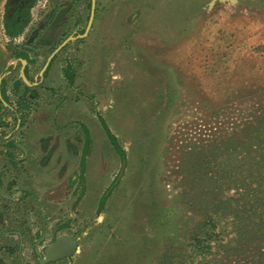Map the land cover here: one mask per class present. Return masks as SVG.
<instances>
[{"label":"rangeland","instance_id":"374dc122","mask_svg":"<svg viewBox=\"0 0 264 264\" xmlns=\"http://www.w3.org/2000/svg\"><path fill=\"white\" fill-rule=\"evenodd\" d=\"M208 1L96 0L90 29L77 38L86 30L90 0H34L21 34L10 39L3 29L7 0H0L2 214L10 209L15 230L30 226L33 240L43 221L51 231L64 224L58 234L73 237L76 251L50 264L173 263L187 252L194 226L208 224L207 217L216 229L224 225L219 206L234 205L237 194L236 183L224 186L225 177L235 173L239 180L240 172L251 171L255 193H264V0L217 2L210 8ZM60 8L67 9L63 21L43 42L41 26L51 9ZM68 37L73 40L41 77L50 54ZM20 53L28 57L36 84L30 96L20 87L10 91ZM12 64L15 70L8 74ZM65 65L71 67V83L66 76L55 77L54 85L47 81L51 67ZM6 88L12 101L3 104ZM18 98L28 108L12 116L9 107L18 108ZM99 117L125 160L113 150ZM11 140L32 149V160L51 159L49 167L57 170L55 191L49 193L57 209L47 204L44 218L24 215L33 200L23 212L24 190H46L34 162L25 165L24 175L16 168L11 195L3 152ZM30 168L34 174L26 173ZM78 172L79 188L71 186ZM5 246L0 236V264H19L7 258ZM258 246L264 248V240ZM25 264H38V258L28 255Z\"/></svg>","mask_w":264,"mask_h":264},{"label":"trees","instance_id":"16d2710c","mask_svg":"<svg viewBox=\"0 0 264 264\" xmlns=\"http://www.w3.org/2000/svg\"><path fill=\"white\" fill-rule=\"evenodd\" d=\"M16 17L13 14L11 18L8 15L3 18L4 34L10 39L21 34L24 18L28 21L29 13L27 12L24 18ZM18 57L28 60L25 54L20 53ZM26 109L27 104L19 101L16 113ZM98 119L113 150L121 160H125V152L117 138L103 119L100 117ZM85 134L87 145L89 138L86 130ZM80 166L82 170L83 161ZM240 174L239 180L235 173L224 178L227 181L224 180L226 188L236 183L234 191L237 193L234 205L225 202L224 207L219 206L224 225L216 229L212 218L207 217L208 224L194 226L189 232L187 252H180L175 256V261L169 264H264V248L258 246V241L264 240V193H255V187L250 181L251 171ZM261 185H264V182ZM104 201L105 198L99 202L98 212L102 210ZM226 219H231V222L225 223Z\"/></svg>","mask_w":264,"mask_h":264},{"label":"flooded vegetation","instance_id":"af4514ba","mask_svg":"<svg viewBox=\"0 0 264 264\" xmlns=\"http://www.w3.org/2000/svg\"><path fill=\"white\" fill-rule=\"evenodd\" d=\"M33 2H34V0H7L5 10H4V16L8 15L9 18H11V15L15 14L17 16L16 18H18V19H20L22 17L24 18L26 16L27 12L29 13V8ZM66 10L65 9L63 10L62 8H60V11H56V10L54 11L51 9V11L47 14V16L44 20V24L41 26V28L46 27L45 28V36H44V38H46V39H43V42L49 41V38L52 36L54 31L57 29L58 25H60V23L63 21V17H64ZM26 22L27 21H25V18H24L23 24H25ZM66 68L68 69L66 72L72 73L70 66L67 65ZM27 108H28V105H27ZM9 109H10L9 112L12 114V116H17V113H16L17 108H13V106H11ZM19 112H21V111H19ZM86 132H87V130H86ZM87 134H88V132H87ZM21 148H23L26 153H24ZM65 150L67 151V149H65ZM14 151H19L20 156H16ZM3 152H4L5 157L7 158L4 161L9 163V169L7 168L8 172L13 174L14 172L17 171L16 168H18V169H20L18 172L20 174H24V171H22V169L24 170L26 161H28V159L31 155L30 149L22 143H15V142H13V140H11L6 144ZM40 161H42V163H40V164L43 166L41 176H43V179L45 181L44 187H47L48 184H50V186H52V177L56 175L57 170H54L52 165L50 166L52 169L49 167L48 163L51 162V159H49L47 162L46 161L44 162L43 159H41ZM81 161H82V159H81ZM81 161H80V164H81ZM21 167H23V168H21ZM80 168H81V166H80ZM33 171L34 170H32L30 168L28 171L26 170V173L30 174ZM60 173H61V171H60ZM16 178H18L17 175H15V174L11 175V184L8 185L9 187H12V185L16 183L15 182ZM80 182L82 183V177L79 176V172H78L75 177L73 176L71 178V186H74V184H76L79 188ZM29 194L35 195V193L31 192L30 190H24L22 193V196L25 197ZM32 198H33V196H32ZM34 200H35V202L38 201L37 199H34ZM79 200H80V196L78 193V196H77L76 200H74L73 205L75 206L76 203L78 204ZM3 201L0 199V220H1L0 223H2L5 228H7V231L0 232V236L3 237L5 240L6 246L4 248V252H5V255L7 256V258H9L10 260H11L12 256L16 254V259H18L19 264H24L26 262L23 259V251H24L23 236H24V240L26 243V258L28 255L34 256V257L38 258V262H39V260L43 258L45 248L48 245H50L52 242H54V240L56 238H58L59 236L66 235V234H62V233L58 234L61 230L64 229V227H63L64 224L55 225V229L52 231L49 230V232H48L49 235H47V237L45 236V230H44L45 227L43 225H41V228H40L41 233L36 232L34 235L35 236L39 235V236L37 237V240H33V239L28 237V234L32 235V230H31L30 226H27V230H25V231L24 230L23 231L22 230H16L18 232H21V235L20 236L18 235V237L16 239V241L18 243L16 242V244H14L13 241H11V226H13V225H11V217L8 215V211H11V210L10 209L7 210L6 216L5 215L3 216L2 210L4 209L5 204H6V203H2ZM10 206H11V204H10ZM9 217H10V221H8ZM19 228H21V227H19ZM28 231H30V232L28 233ZM67 236H69V235H67ZM69 237H71V236H69ZM71 238L73 240H75L73 237H71ZM47 240H49V243L42 246L41 250H38L39 246ZM31 243H34V244L32 247V251L28 254L27 250H28ZM11 252L13 253L12 256H11ZM12 259L14 260L15 258L13 257ZM59 261H61V260H59ZM56 262H58V261H56ZM51 263H55V262H51ZM48 264H50V263H48Z\"/></svg>","mask_w":264,"mask_h":264},{"label":"crops","instance_id":"0c3cea01","mask_svg":"<svg viewBox=\"0 0 264 264\" xmlns=\"http://www.w3.org/2000/svg\"><path fill=\"white\" fill-rule=\"evenodd\" d=\"M213 0H209L208 1V3H207V6H208V8H210V7H212L213 5H215L217 2H215L213 5H209L211 2H212ZM234 1V0H233ZM224 2H227V3H230V2H228V1H224ZM173 38H175V35H173ZM20 61V63H19V65H20V68H19V74H18V77H16V78H14V79H12L11 78V85H10V91L12 92V94H15V92H17L18 91V88L20 87L21 89H23V94L24 95H32V92H31V90L33 91V87L36 85V84H33L32 83V80H31V78H30V76H29V71L30 70H28V68H29V64H28V66L26 65L28 62L26 61L25 63H23L22 61H21V59H19ZM15 64H12V66L9 68V71H8V74H12L13 72H14V70H15ZM28 68H27V67ZM66 66L67 65H65L64 66V68L61 70V68L59 69L57 66H53V67H51V69L49 70L50 72H49V80L47 79V81L49 82V81H51L52 82V85H54V82L53 81H55V80H57L55 77H59L60 79H63V77L62 76H66L65 78L67 79V81L69 82V83H71L72 81H70V79L72 78V73L71 74H69V73H66V70H67V68H66ZM47 71V70H46ZM41 72V71H40ZM46 74H47V72H45L44 73V76L43 77H45L46 76ZM67 74H69V75H67ZM3 80V79H2ZM2 80H1V82H2ZM42 81V78L40 79V81H39V83ZM1 84V83H0ZM3 84H4V81L2 82V86H3ZM8 86V85H7ZM4 87V86H3ZM2 87V88H3ZM24 87V88H23ZM11 96L8 94V92H7V88H6V91H4V90H2V95H1V98H2V100L4 101V102H8V103H10L11 101H12V99L10 98ZM32 98H34V97H32ZM20 98H18V102L19 101H21V100H19ZM28 105V104H27ZM10 108V107H9ZM30 149V148H29ZM42 149V147H36V150H41ZM44 149V148H43ZM12 151V150H11ZM30 151L32 152L33 150L32 149H30ZM32 154V153H31ZM40 155V154H39ZM41 159H38V160H32V159H30V157H29V159H28V161H26V164L25 165H27V164H29V163H33L34 164V168H35V172L34 173H36L37 175H42V165L40 164V163H42V161H40ZM33 172H32V174H34ZM11 175H12V173H11ZM24 175V174H23ZM52 183H54V181H52ZM18 183H15V184H13L12 185V187H11V195L13 194V189H15L16 188V185H17ZM26 185V184H25ZM23 189H25V187L23 188ZM34 189H36V188H34ZM41 189V188H40ZM45 191H42V192H40V193H36L35 192V195H32V194H29V195H27V196H25L23 199H25V202H24V204L22 205L23 206V212L26 210V208H25V203H26V201L28 202V201H32L33 200V202H32V204L31 205H29V209H27L28 210V212L26 213V214H24L26 217L28 216V213L29 214H33L34 215V213L35 214H37L38 216H41V218H44L45 217V215H48L49 214V212H47L46 211V209H47V204H50L51 205V207H53L54 208V210H56L57 209V206L54 204V203H56V202H54L53 201V197H50L49 196V193L51 194V193H53L54 191H55V189H54V187L53 186H50V184H48L47 185V187H45ZM26 190H31V189H26ZM46 193V194H45ZM31 196V197H30ZM32 196H33V198H32ZM10 196H7V198H9ZM12 197V196H11ZM52 199L51 201H49V199ZM34 199H37L38 201L37 202H35V200ZM3 201V200H2ZM2 203H5L4 201L2 202ZM10 204H11V200L7 203V205L8 206H10ZM40 218V217H39ZM24 223H26V222H24ZM23 223V224H24ZM16 224V222H15V220H14V218L11 216V225H13V226H11V241H13V243L14 244H16V239H17V237H18V235L20 236L21 235V232H18V231H16L15 230V227H14V225ZM48 224L49 223H46V221L44 222H42V224L41 225H43L45 228H44V230H45V236L47 237V235H49V230H51V229H49V227H48ZM18 243V242H17ZM23 247H24V251H23V259H24V261H26L25 259H27L26 258V243H25V240H24V236H23ZM12 252H11V256H12ZM15 258L16 259V254L15 255H13L12 256V258ZM11 258V262L13 261V259ZM25 264V263H24Z\"/></svg>","mask_w":264,"mask_h":264},{"label":"water","instance_id":"95a60500","mask_svg":"<svg viewBox=\"0 0 264 264\" xmlns=\"http://www.w3.org/2000/svg\"><path fill=\"white\" fill-rule=\"evenodd\" d=\"M224 1L234 2L233 0H213L209 5L211 6L215 2H224ZM95 8H96V0H90V14H89V19H88L86 30L82 35L77 36V38H83L88 32V30L90 29L94 15H95ZM71 40H73V38L68 37L54 50L53 53L50 54L44 67L42 68L40 72L41 77H42V74L46 71L53 57ZM21 61L25 63V61L23 60ZM3 77L4 76L0 78V83ZM2 103L4 104L3 100H2ZM21 149L23 150L24 153H26L23 148ZM76 247H77V242L75 240H73L71 237L67 235H61L58 238H56L54 242H52L50 245H48L45 248L43 258L39 260L38 264H48L51 262H56V261H59L65 258H69L75 253Z\"/></svg>","mask_w":264,"mask_h":264}]
</instances>
